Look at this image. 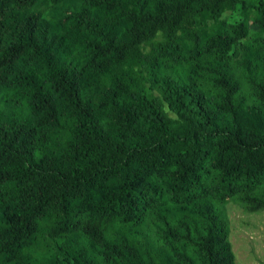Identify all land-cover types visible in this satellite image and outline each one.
<instances>
[{
    "label": "trees",
    "instance_id": "obj_1",
    "mask_svg": "<svg viewBox=\"0 0 264 264\" xmlns=\"http://www.w3.org/2000/svg\"><path fill=\"white\" fill-rule=\"evenodd\" d=\"M229 204L264 210V0H0V264H237Z\"/></svg>",
    "mask_w": 264,
    "mask_h": 264
},
{
    "label": "rangeland",
    "instance_id": "obj_2",
    "mask_svg": "<svg viewBox=\"0 0 264 264\" xmlns=\"http://www.w3.org/2000/svg\"><path fill=\"white\" fill-rule=\"evenodd\" d=\"M250 27L255 28L252 24ZM227 214L235 263H264V210L248 213L236 205L229 204Z\"/></svg>",
    "mask_w": 264,
    "mask_h": 264
}]
</instances>
